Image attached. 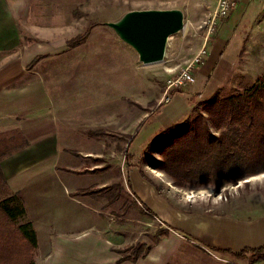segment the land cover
<instances>
[{
    "label": "rangeland",
    "instance_id": "rangeland-1",
    "mask_svg": "<svg viewBox=\"0 0 264 264\" xmlns=\"http://www.w3.org/2000/svg\"><path fill=\"white\" fill-rule=\"evenodd\" d=\"M219 2L220 0L31 1L29 15L21 18L22 40L30 46L39 42L42 47L45 43L46 50H50L54 43L59 45L53 52L57 51L62 61L60 63V59L54 62V68L46 72L45 76L50 73L55 75L59 98L65 101L64 92H67L70 124L77 126L74 129V139L69 145L102 152L108 170L101 176L91 177L93 184L97 178H104L108 183L117 181L118 169L124 164L122 153L131 134L137 132L130 147L139 157L138 165L162 173L160 177L172 189L168 192L171 200L186 205L182 199H188L192 202L190 209L197 211H215L228 207L230 203H253L260 199L264 201V172L247 176L236 183L225 182L220 187H179L172 183L167 174L153 166V159H161L157 144L147 146L154 131L161 126H168L172 115L187 105L186 118L196 115L197 101L202 99L201 96H195L198 91L204 90L205 94L211 90L212 93L218 91L220 96H227L242 90L264 73V0H235L234 7L221 15ZM168 8L183 10L184 26L181 31L170 36L164 57L160 61H139L137 53L105 24L117 20L129 10ZM88 27L90 30L82 42L73 46L68 44L72 38L84 34ZM231 37H236L239 42L230 55L234 62L227 67L223 81L211 89L212 85H205L206 79L200 78V74L210 70L216 49L223 43L227 44ZM188 67L192 68L194 82L183 83L180 87L170 86ZM132 90L135 91L134 94L130 93ZM203 98H206L205 95ZM145 109H151L152 113L136 129L134 122H131L132 116L137 112H141L143 116ZM90 112L93 113L92 128L75 120L83 119ZM98 129L103 132L94 133ZM12 148V144L0 143V158ZM247 178L250 179L246 180ZM88 190L90 193L83 196V199L89 196L93 198L92 203L96 204L98 192L94 191L93 186L88 187ZM116 191L119 194L118 200L100 198L102 202H109L102 214L108 224L102 226L107 236L114 240L115 243H112L118 250H123L122 255H128L126 251L130 245L145 238L153 242L155 232L144 233L153 228V223H149L146 215L134 203L129 202L131 197L121 181L110 190L103 191V194L111 195ZM17 194L26 211L25 219L32 222L37 232L47 229L48 234H51L61 227V223H57L56 219L54 221L51 216L57 211L55 203L59 202L55 200L53 193L43 191L37 183ZM117 216L120 218H116ZM39 241L42 243L40 237ZM41 252L36 246L33 251L35 264L40 262ZM256 258V254H247L241 259H231L224 264H263L257 262ZM177 262L176 264H206L203 258L193 255L187 261L180 259Z\"/></svg>",
    "mask_w": 264,
    "mask_h": 264
},
{
    "label": "crops",
    "instance_id": "crops-1",
    "mask_svg": "<svg viewBox=\"0 0 264 264\" xmlns=\"http://www.w3.org/2000/svg\"><path fill=\"white\" fill-rule=\"evenodd\" d=\"M31 1L0 0V143L14 145L0 158V170L9 191L19 193L39 183L43 191L53 193L59 201L55 203L57 211L51 216L61 227L51 234L47 229L39 233L35 228L37 246L42 251L38 264H176L180 259L189 260L191 255L203 258L206 264H224L247 254H256V261L264 264L262 199L253 203H230L215 211L192 210L190 200L182 199L186 204L183 205L169 198L168 192L172 189L160 177L161 172L155 175L151 168H126L125 164L118 169L115 183L121 181L126 185L133 203L153 223V228L144 233H155L153 242L142 239L146 244L141 257L119 260L123 252L112 243L114 240L102 226L108 224L102 214L109 202H102L100 198L109 199V195L99 191L96 204L89 196L83 199L88 187L98 190L112 184L104 178L92 183L91 177L101 176L108 170L105 159L100 150L69 145L77 126L70 124L67 92H64L65 101L59 98L55 75L45 76L54 68V62L62 61L57 51L53 52L59 45L54 43L46 50L45 43L42 47L39 42L30 46L22 40L21 18L29 15ZM238 44V39L231 37L227 44L216 49L210 70L200 74V78L206 79L205 85L210 83L212 89L223 81L227 67L234 62L230 55ZM197 94L196 97H209L212 90ZM149 112L151 109H145L143 116L141 112L132 116L136 129L147 120ZM187 115L188 105L172 115L168 125ZM92 116L90 112L83 119L75 120L92 128ZM102 132L98 129L94 133ZM62 195L66 196L64 200ZM110 199H119L117 191ZM259 248L261 253L254 251ZM239 252L242 254L235 255Z\"/></svg>",
    "mask_w": 264,
    "mask_h": 264
},
{
    "label": "trees",
    "instance_id": "trees-1",
    "mask_svg": "<svg viewBox=\"0 0 264 264\" xmlns=\"http://www.w3.org/2000/svg\"><path fill=\"white\" fill-rule=\"evenodd\" d=\"M89 30L88 27L84 34L72 38L68 44H79ZM195 110L194 117L154 131L147 146L157 144L161 159H153L156 169L167 174L179 187H220L225 182L236 183L247 176L264 172V73L250 85L230 95L220 96L215 91L209 97L200 98ZM136 133L129 138L122 153L126 168L140 167L135 150L130 148ZM116 184L94 191H108ZM157 190L159 192V188ZM87 193L90 191L87 190ZM129 202L133 203L132 199ZM155 238L158 237L155 235ZM145 244L138 239L128 247L129 254L122 255L119 260L141 257ZM36 246L34 226L25 219L22 201L17 192L7 189L0 170V264H35L33 251ZM254 251L261 253L262 249Z\"/></svg>",
    "mask_w": 264,
    "mask_h": 264
},
{
    "label": "water",
    "instance_id": "water-1",
    "mask_svg": "<svg viewBox=\"0 0 264 264\" xmlns=\"http://www.w3.org/2000/svg\"><path fill=\"white\" fill-rule=\"evenodd\" d=\"M129 45L142 63L160 61L168 39L184 26L180 8L129 10L115 21L105 23Z\"/></svg>",
    "mask_w": 264,
    "mask_h": 264
},
{
    "label": "built area",
    "instance_id": "built-area-1",
    "mask_svg": "<svg viewBox=\"0 0 264 264\" xmlns=\"http://www.w3.org/2000/svg\"><path fill=\"white\" fill-rule=\"evenodd\" d=\"M220 12L219 15L224 14L227 10L231 9L235 5V0H220ZM193 76H192V68H187L182 75L175 79L170 86L180 87L183 83L192 84Z\"/></svg>",
    "mask_w": 264,
    "mask_h": 264
},
{
    "label": "bare ground",
    "instance_id": "bare-ground-1",
    "mask_svg": "<svg viewBox=\"0 0 264 264\" xmlns=\"http://www.w3.org/2000/svg\"><path fill=\"white\" fill-rule=\"evenodd\" d=\"M170 39H171V37H169L168 40H170ZM151 171H152L155 175H160V173H159L158 171L154 170L153 168H151ZM248 179H250V178H247L246 180H248Z\"/></svg>",
    "mask_w": 264,
    "mask_h": 264
}]
</instances>
